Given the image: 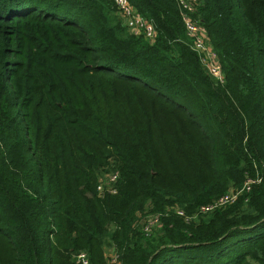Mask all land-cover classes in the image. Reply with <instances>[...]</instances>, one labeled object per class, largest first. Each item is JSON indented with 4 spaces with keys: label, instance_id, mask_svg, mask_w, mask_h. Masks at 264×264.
<instances>
[{
    "label": "trees",
    "instance_id": "trees-1",
    "mask_svg": "<svg viewBox=\"0 0 264 264\" xmlns=\"http://www.w3.org/2000/svg\"><path fill=\"white\" fill-rule=\"evenodd\" d=\"M128 1L152 41L114 0H0V264H106V246L120 264H264V0L197 1L223 81L176 0ZM248 176L231 203L175 210Z\"/></svg>",
    "mask_w": 264,
    "mask_h": 264
},
{
    "label": "built area",
    "instance_id": "built-area-1",
    "mask_svg": "<svg viewBox=\"0 0 264 264\" xmlns=\"http://www.w3.org/2000/svg\"><path fill=\"white\" fill-rule=\"evenodd\" d=\"M118 6L119 14L122 17L124 24L135 33L143 34L148 40L152 41L156 34L155 24L152 20L147 19L145 16L137 12L135 7L128 0H114ZM198 0H176L181 13L185 33L190 39L191 47L197 51L201 65L204 67L206 72L217 81L224 80V71L219 63L218 56L214 50L211 41L206 34L205 30L201 26L198 19L193 17L192 13L195 10V6ZM107 172L104 171L98 177L96 188L98 191L104 189L115 192L116 188L114 182L117 179L118 171ZM257 176H248L243 181L242 185L237 188L226 190L211 200L201 203L195 207L191 215L185 214L183 208H175L176 212L180 215H184V218H194L199 214H204L213 209L222 207L228 203H231L237 199L238 196L243 195L247 192L251 185L258 181ZM110 183V185H106ZM245 200L247 196L244 197ZM158 221V214L147 213L141 228L144 232H148ZM106 264H120L119 254L111 246V248L105 249ZM76 262L79 264H91L90 258L86 251L80 250L75 254Z\"/></svg>",
    "mask_w": 264,
    "mask_h": 264
},
{
    "label": "rangeland",
    "instance_id": "rangeland-1",
    "mask_svg": "<svg viewBox=\"0 0 264 264\" xmlns=\"http://www.w3.org/2000/svg\"><path fill=\"white\" fill-rule=\"evenodd\" d=\"M113 169H114V167L111 164L110 166H107L106 168H104L102 170V172H104V171L111 172V171H114ZM99 176H100V174H99ZM106 185H110V183H106ZM105 248H108L109 249V248H111V246H106Z\"/></svg>",
    "mask_w": 264,
    "mask_h": 264
}]
</instances>
